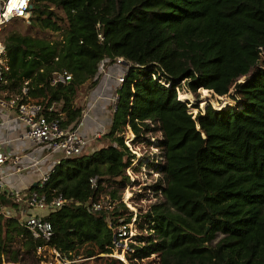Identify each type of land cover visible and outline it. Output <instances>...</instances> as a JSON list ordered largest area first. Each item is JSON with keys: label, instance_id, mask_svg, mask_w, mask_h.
<instances>
[{"label": "trees", "instance_id": "16d2710c", "mask_svg": "<svg viewBox=\"0 0 264 264\" xmlns=\"http://www.w3.org/2000/svg\"><path fill=\"white\" fill-rule=\"evenodd\" d=\"M15 19L27 20L29 31L2 30L9 68L0 92L40 100L64 126L80 123L79 95L98 83L103 60L130 62L104 144L63 157L43 184L27 189L69 199L44 211L55 230L51 244L69 257L115 251L108 210H91L90 203L109 186L118 202L114 219L131 220L118 189L129 182L126 170L136 156L125 133L131 129L135 140L158 128L162 175L152 188L163 198L138 213V243L129 257L148 264L153 253L161 264H264V0H31L29 17ZM59 70L72 79L53 83ZM252 71L241 96L225 95ZM183 81L199 90L178 96ZM7 198L0 192V207ZM41 243L17 216L0 214V264L40 263ZM111 259L107 264H125Z\"/></svg>", "mask_w": 264, "mask_h": 264}, {"label": "built area", "instance_id": "2783aa9c", "mask_svg": "<svg viewBox=\"0 0 264 264\" xmlns=\"http://www.w3.org/2000/svg\"><path fill=\"white\" fill-rule=\"evenodd\" d=\"M0 3L1 83L2 81H4L5 71L9 68L7 49L1 36L3 27L10 23V21H12L16 17L28 18L30 15L31 0H0ZM261 48L262 52H264V46H261ZM116 61L118 63H123L126 66V71L118 78L119 86H121L125 80L126 72L130 67V62L123 56H117ZM71 79L72 74L69 71L59 70L53 73L52 80L53 83H65ZM23 94H28L27 86L23 87ZM23 98L24 97L19 94H10L8 93V91L0 92V104L5 107H16L18 110L19 117L27 124L28 128L26 131V136L36 141L52 144L54 147L62 150L65 157L72 156L82 150V148L86 145L88 141V137L80 133L78 126H64L60 117L50 118L46 115V107L44 103H42L40 100L30 97L27 100H22ZM117 99L118 97L116 95V97H114L115 103ZM202 133L204 140H206L208 136L207 133L205 131H203ZM8 158L9 156L5 152L2 143L0 142V166L3 165ZM53 171L54 169L44 174V176L40 180L41 184H43L51 176ZM91 183L92 186H95L97 183V177H92ZM2 187L3 178L0 175V189ZM14 195L16 197L17 202H19L20 204V214L19 216H17L19 221L27 228H29L35 238L42 240V243L37 246V254L41 258V261L38 264H87V260L96 258V255H78L75 257H69L54 244L50 243L52 237L55 234V230L52 221L44 216V211L63 206L66 202L69 201L68 198L64 197L63 195H59L54 198H48L46 195H40L36 192L29 194L27 191H15ZM122 200L127 205H129V202L125 198H122ZM117 203V201H113L111 199L109 193H106L105 195L101 193L97 199L92 200L89 209L94 211L107 209L109 213L108 225L114 230L116 249H119V252L114 251L111 253L103 254L117 256L125 263H128L127 253L129 256V253L134 250L131 244L138 243L135 238L139 232L137 230L138 212H135L131 209L134 212L131 217V220L127 219V215H118V221H116L114 219V216L116 215L115 206ZM0 214H4L6 216H13V214L2 208H0ZM125 247L126 251L121 254L120 249L123 250ZM144 259L145 258H143V260ZM3 264L22 263L5 261Z\"/></svg>", "mask_w": 264, "mask_h": 264}, {"label": "crops", "instance_id": "0c3cea01", "mask_svg": "<svg viewBox=\"0 0 264 264\" xmlns=\"http://www.w3.org/2000/svg\"><path fill=\"white\" fill-rule=\"evenodd\" d=\"M123 67V63L103 60L98 83L89 90L83 89L85 93L79 95L77 103L83 106V118L77 126L80 133L88 137L85 146L89 148L99 146V138L110 128L112 105L119 86L118 78L126 71ZM27 128L16 107L0 104V142L9 156L0 166V175L3 178L0 192H5L8 196L0 208L15 216L20 214V204L14 192L27 191L65 157L63 151L52 144L26 136Z\"/></svg>", "mask_w": 264, "mask_h": 264}, {"label": "rangeland", "instance_id": "374dc122", "mask_svg": "<svg viewBox=\"0 0 264 264\" xmlns=\"http://www.w3.org/2000/svg\"><path fill=\"white\" fill-rule=\"evenodd\" d=\"M27 27H28L27 20L15 19V20L10 21V23H8L6 26L3 27V34L13 29H17L20 31H29L27 30ZM47 35L48 37H51V38L58 36L54 32H49L47 33ZM263 62H264V52H262V56L260 60V63H263ZM124 68H126L125 65L123 69ZM251 74H253V71L248 74L249 77L251 76ZM245 80L246 78L244 76L237 79L233 83L230 91L225 95H229L232 98H235V96L240 95L239 93L240 87L243 85V82ZM180 90H182L183 92H186V91L197 92L199 89L197 91H192L189 88L188 84L183 81L180 87H178V96L180 95L179 93ZM83 93H85V91L82 89L80 95H82ZM210 94L214 98H217L219 101L221 100V97H218L217 96L218 94L216 92H213L211 90ZM234 106H237V105H234ZM102 127H105V126L103 125ZM155 127H158V125H156ZM129 131H132V130L128 129L126 131L125 142L129 146V148L132 150V152L136 154V156L132 164L126 170L127 174L130 176L129 182L125 185L119 186L118 189H119V193L122 194V197L125 198L129 202V205L127 204L126 205L130 209L139 213L140 211L142 212L146 211V209H148V207L153 202L157 201L159 198H163V195L161 192L159 193V196H160L159 197L157 196L155 189L152 188L153 184L156 183L159 177H161L162 175L160 168L159 167L157 168L156 165L158 164V159L163 158V156L161 155L162 149L159 145L160 139L163 137V133L160 129L156 128L149 132H145L142 136L137 137L135 140H133L134 138L133 139L129 138V135L131 133ZM100 140H101V144H104L103 136L99 138V141ZM152 160H154V163H151ZM106 189L110 190V187L107 186ZM107 190L103 191L102 194L105 195L106 193H108ZM137 230L139 231L138 228ZM118 250L116 249L115 251L119 252ZM120 251H121V254H123L126 251V247L123 250L120 249ZM112 257L118 258L117 256L105 255L103 257L92 258L90 260H87L86 263L87 264H107L112 261L111 259ZM127 257H128L127 259L128 263H125V264H148V261H149V259H144V260L143 259L137 260L135 258L132 259L133 257H129L128 253H127ZM150 260H152V264H161L160 257L156 253H153L150 256ZM115 264H121V263L116 262Z\"/></svg>", "mask_w": 264, "mask_h": 264}, {"label": "water", "instance_id": "95a60500", "mask_svg": "<svg viewBox=\"0 0 264 264\" xmlns=\"http://www.w3.org/2000/svg\"><path fill=\"white\" fill-rule=\"evenodd\" d=\"M248 77H249V75H246V76H245V78H248ZM211 90H212L213 92H215L213 89H211ZM217 94H218V93H217ZM190 112H193V111H190ZM205 112H206V110L203 111V113H205ZM196 114H197V113H195L194 116H195ZM198 127L201 128V127H200V124H198ZM36 184H37V182H36Z\"/></svg>", "mask_w": 264, "mask_h": 264}]
</instances>
